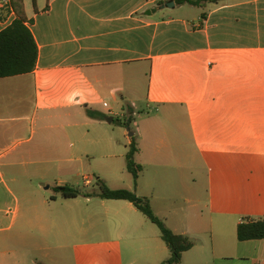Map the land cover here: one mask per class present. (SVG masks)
<instances>
[{
  "label": "crops",
  "instance_id": "0c3cea01",
  "mask_svg": "<svg viewBox=\"0 0 264 264\" xmlns=\"http://www.w3.org/2000/svg\"><path fill=\"white\" fill-rule=\"evenodd\" d=\"M24 3L38 59L31 73L0 78V264H67L84 196L45 200L41 209L29 185L39 177L54 188L79 179L89 187L80 157L92 146L126 159L135 136L150 165L178 163L195 206L180 225L160 217L196 237L180 264H217L224 250L239 254L249 244L263 254L264 240L221 244L211 256L198 240L226 223L237 231L264 218V0ZM187 7L203 11L181 14ZM16 19L15 10H0V33ZM142 111L131 136L124 123ZM116 118L118 135L109 129ZM200 169L206 197L196 186ZM155 191L142 195L154 200ZM62 201L63 217L47 212Z\"/></svg>",
  "mask_w": 264,
  "mask_h": 264
},
{
  "label": "rangeland",
  "instance_id": "374dc122",
  "mask_svg": "<svg viewBox=\"0 0 264 264\" xmlns=\"http://www.w3.org/2000/svg\"><path fill=\"white\" fill-rule=\"evenodd\" d=\"M185 9L180 13L190 11L189 14L192 15L203 11L200 9L191 10L189 7ZM134 110L141 112L140 108ZM143 113L148 114V111L138 113L137 119L131 122L129 134L139 132V121L142 119L140 114ZM107 123L109 124L108 121ZM119 126V118H116L115 122L109 125V129L118 135ZM133 138L137 140L136 136ZM118 154L120 153L114 157L105 158L91 146L89 153L80 157V163L84 170L83 175L88 176L92 184L87 187L83 180L79 179V185L70 183L71 187L83 192H99L96 180L100 178L112 190H130L143 197L142 194H147L151 186H155V198L154 200L149 199L150 203L155 214H159L158 217L167 216L169 218V223H166L170 226L180 225V219L184 218L185 213L190 214L195 210L194 204L187 203V197H184L186 194L182 187V175L175 168L178 166L177 162L174 165V160H170L160 163L159 166L152 164L151 166L146 156L140 157L137 154L134 161L141 166L142 171L139 174V179L135 180L127 170V160L124 157H119ZM196 160L198 162V156ZM197 175L198 194L206 197L205 181H203L206 176L205 169H200ZM33 182L28 187L30 188L29 192L41 209L44 208L45 200L51 202L56 197L63 199L60 194L55 192L54 183H47L48 181L39 177L35 178ZM79 201H81L82 207L78 209V212L82 213V218L78 220L76 228L73 227L78 230L76 233L78 240L76 246L69 247L67 250V264H162L169 258L170 252L160 237L159 228L135 208L132 207V210H129L125 206L129 205V202L117 205L111 201H105L106 204L103 205L101 199L94 198L88 202L84 197H81ZM47 206L49 208L46 209L49 213H58L62 217L64 213H67L66 203L63 201L60 206L55 203L45 205V207ZM65 226L70 228L72 224L67 221ZM195 238L193 237L196 241ZM193 239L191 240L194 241ZM198 242L199 244L205 243L204 247H208L205 253L211 256L214 254V248L218 245H238L239 240L233 224L226 223L223 229L215 228L213 233L204 235V239L200 237ZM239 245L242 247L244 244ZM254 245L249 244L248 248L244 246L245 250L240 251L239 254L235 251L231 252L229 249L224 250L223 260H219L217 264H258L263 262L264 249L261 251L263 254L258 253Z\"/></svg>",
  "mask_w": 264,
  "mask_h": 264
},
{
  "label": "trees",
  "instance_id": "16d2710c",
  "mask_svg": "<svg viewBox=\"0 0 264 264\" xmlns=\"http://www.w3.org/2000/svg\"><path fill=\"white\" fill-rule=\"evenodd\" d=\"M219 1L223 0H176V4L201 6L205 2ZM12 6L17 14V19L0 33V78L31 73L38 59L37 44L32 33L25 25L28 19L24 0H12ZM124 124L130 127L131 121ZM138 151V144L133 138L126 160L127 170L134 176L135 180H138L142 171L141 166L134 161ZM96 184L99 187V192H83L69 185L55 187L54 190L66 199L84 196L103 200H122L133 204L160 230L161 239L170 252L169 258L162 264H180L183 254L194 248V241L186 235L173 232L166 222L155 214L148 199L140 197L130 190H112L100 178L97 179ZM237 237L240 242L264 240V218L258 220L246 219L238 226Z\"/></svg>",
  "mask_w": 264,
  "mask_h": 264
},
{
  "label": "built area",
  "instance_id": "2783aa9c",
  "mask_svg": "<svg viewBox=\"0 0 264 264\" xmlns=\"http://www.w3.org/2000/svg\"><path fill=\"white\" fill-rule=\"evenodd\" d=\"M0 10H10L12 13H14V8L12 6V0H0ZM87 180V184H90L89 179Z\"/></svg>",
  "mask_w": 264,
  "mask_h": 264
},
{
  "label": "water",
  "instance_id": "95a60500",
  "mask_svg": "<svg viewBox=\"0 0 264 264\" xmlns=\"http://www.w3.org/2000/svg\"><path fill=\"white\" fill-rule=\"evenodd\" d=\"M174 5H175V4L172 2L170 6H172V7H173ZM112 121H113V119H112V118H110V119L108 120V122H109V123H111ZM131 136H133V134H131Z\"/></svg>",
  "mask_w": 264,
  "mask_h": 264
}]
</instances>
